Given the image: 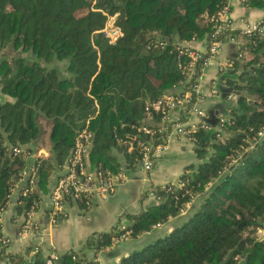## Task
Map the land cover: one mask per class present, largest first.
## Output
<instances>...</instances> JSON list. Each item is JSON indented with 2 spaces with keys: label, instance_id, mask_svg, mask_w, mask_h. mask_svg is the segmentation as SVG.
Masks as SVG:
<instances>
[{
  "label": "trees",
  "instance_id": "1",
  "mask_svg": "<svg viewBox=\"0 0 264 264\" xmlns=\"http://www.w3.org/2000/svg\"><path fill=\"white\" fill-rule=\"evenodd\" d=\"M262 7L264 0H242ZM225 0H0V51L7 45L29 51L0 58V205L25 165L35 169L14 197L16 211L35 209L49 176L70 154L76 133L91 134L87 158L103 179L123 166L140 165V146L148 137L136 128L150 117L153 142H161L159 115L143 111L145 101L162 96L186 80L177 42H189L213 30L203 14L213 15ZM122 35L108 44L100 29L107 16ZM264 24V16L261 20ZM233 39L242 58L221 75L226 102L209 128L191 130L196 163L184 166L174 182L151 185L156 201L124 213L130 237L150 233L185 208L196 206L162 234L154 235L110 264H264V39L255 30L224 28L216 39ZM161 42L163 46L157 43ZM241 44V46L239 45ZM64 62L61 70L50 64ZM201 60L195 61V74ZM192 78L185 83L189 89ZM225 96V97H226ZM224 97V98H225ZM226 99V98H225ZM148 115V116H147ZM223 121L218 122V117ZM219 128V130H218ZM261 135H258V133ZM48 156L27 163L10 148L31 142ZM112 151L121 155V162ZM27 188L21 194L23 188ZM69 205L80 204L66 197ZM262 228L257 236L255 230ZM147 231V232H146ZM120 230L90 234L85 245L95 250L110 244ZM0 248L4 264H45L39 250ZM73 251L56 264H78Z\"/></svg>",
  "mask_w": 264,
  "mask_h": 264
},
{
  "label": "crops",
  "instance_id": "2",
  "mask_svg": "<svg viewBox=\"0 0 264 264\" xmlns=\"http://www.w3.org/2000/svg\"><path fill=\"white\" fill-rule=\"evenodd\" d=\"M228 7L226 17L229 19L232 29L249 31L264 16V2L262 7H250L242 0H230ZM205 42L206 39L203 36L190 40L188 46L204 52ZM238 52L236 42L226 40L220 45L218 54L208 58V62L202 70L203 85L200 105L205 114V121L207 116L218 115L226 102L232 104L234 101V98L226 96L223 90L221 80L223 72L217 69L215 62L233 59ZM0 97L2 100L8 99L4 95ZM195 121V119L192 120V122ZM192 146L191 142L181 137L170 136L166 141L165 150L158 156L150 170L146 171L140 165L131 168L123 166L118 172H122L124 177L117 181L112 179L109 182L113 184L112 190L103 195L94 196L87 206L82 203L81 205L67 204L66 215L55 222H51L48 213V192L59 171L57 169L52 171L46 192L39 194L37 207L29 209L26 213L16 211L14 201V197L24 184V177L20 176L10 189L7 200L3 205H0V236L9 240L6 250L20 251L29 246L30 256L36 250H39L42 256L51 250L58 253L73 251L78 257L83 258L78 264H110L118 261L121 256L126 255L132 249L141 247L152 237L147 238L145 234H139L136 237L116 239L95 251L92 247L85 245L86 238L92 233L110 230L116 222L125 221L124 213L136 212L155 202L157 199L150 191L151 185L174 182L183 171L184 166L198 162ZM29 147L30 152L25 157L27 163L31 162L33 157L38 154L43 157L49 155L48 149L37 147L34 141L29 144ZM112 152L121 162V155L115 151ZM192 208L186 205L182 212L168 217L161 223L162 228L155 231H158L156 235L162 234L161 229L167 231L172 225L179 223L182 213H187ZM0 264H4V262L0 260Z\"/></svg>",
  "mask_w": 264,
  "mask_h": 264
},
{
  "label": "built area",
  "instance_id": "3",
  "mask_svg": "<svg viewBox=\"0 0 264 264\" xmlns=\"http://www.w3.org/2000/svg\"><path fill=\"white\" fill-rule=\"evenodd\" d=\"M228 1L225 0V4L216 11L213 15L207 16L203 14V18L208 19L213 24V30L208 35L205 42V51L200 52L192 49L188 46V42H177L178 53H185L188 60L183 65L186 80L180 83L181 85L175 86L162 96L152 101H145L143 104V111L146 114L150 112L157 113L160 117L158 124V132L164 133L161 138V142H153V131L151 129L150 117L143 118L140 125L136 128L144 136L148 137L143 142H137L140 146V166L142 169L148 171L154 165L158 156L166 148V141L172 135L181 137L188 142L192 141L190 132L192 129L202 126L208 129L210 126L204 120L205 114L201 107L202 102V70L208 62V58L216 56L218 54L221 40L216 39V36L224 29L230 28V21L226 17L229 7ZM114 15L107 16L103 27L100 29L103 37L108 44H113L121 35L120 28L114 23ZM251 30H255L261 39H264V24L261 20L252 27ZM249 30V31H251ZM245 31V32H249ZM228 40H233L228 39ZM159 46H163L161 42L157 43ZM240 52L236 54L233 59L226 61H216L215 65L220 72H225L232 66L233 60L242 58ZM200 59L201 64L195 74V61ZM192 78V83L189 89H185V83L188 79ZM230 95H228L229 97ZM196 120L192 122V120ZM223 121L222 117H218V122ZM219 130V128H218ZM258 135H261L259 132ZM91 134L85 128L79 130L73 140V144L70 150L68 159L61 164V170L56 175L52 185L48 192V213L50 215L51 222H55L57 219L66 215L67 202L66 197H77L82 200V204L87 206L94 196L103 195L109 190H112L113 184L109 183L112 179L114 181L120 180L124 177L122 172H115L110 175L108 179H103L101 171L90 164L87 158V152L90 146ZM29 147V146H27ZM30 148V147H29ZM14 154L22 153L26 157L30 151H25L24 145H15L10 148ZM39 155V154H38ZM21 176L24 180L27 178L29 188L33 186L35 169L29 165H25L21 170ZM27 188H23L20 192L24 194ZM150 191L152 192L151 188ZM160 223H156L155 226H159ZM117 229L120 232L112 237V240L123 239L130 236V229L126 226V222L121 220L117 223ZM147 232V231H146ZM8 238L0 236V248H6L8 244ZM61 253L54 250L49 251L44 256L45 264H56V260ZM76 254H71V258H75Z\"/></svg>",
  "mask_w": 264,
  "mask_h": 264
},
{
  "label": "rangeland",
  "instance_id": "4",
  "mask_svg": "<svg viewBox=\"0 0 264 264\" xmlns=\"http://www.w3.org/2000/svg\"><path fill=\"white\" fill-rule=\"evenodd\" d=\"M3 51H4L3 53H2V51H0V56L3 55V57H9V56H15V55H17V56H22V57H24V58L27 59V60H32V59H34L33 55H32L29 51L24 52V53L20 52L19 50L14 51V50L11 48L10 45H7L6 48H5ZM1 53H2V54H1ZM51 65L55 66L58 70H61V69H62V66L64 65V62H63V61H61V62L53 61V63L50 64V65H48V66H51ZM207 117H208V116H207ZM208 118H209V117H208ZM208 118H207V119H208ZM198 196H199L198 194H197V195H194V196L191 198V200H190L189 202L186 203V205L189 206V208H192V207L196 206V204H197V202H198ZM186 205H185V206H186ZM180 212H182V210H181ZM183 212H184V211H183ZM186 214H187L186 212L182 213V215H181L182 217L180 218V220H182ZM180 220H179V221H180ZM159 228H162V227H161V224H159V226H156L155 228H153V229H152L153 231L151 230L150 233H145V236H147V238H148V237H153V236L156 235V233L158 232V231H157V232H155V231L158 230ZM160 232H161V233H164L165 231H164V230L162 231V229H161ZM262 232H263V229H262V228H257V229L255 230V235L259 236Z\"/></svg>",
  "mask_w": 264,
  "mask_h": 264
},
{
  "label": "water",
  "instance_id": "5",
  "mask_svg": "<svg viewBox=\"0 0 264 264\" xmlns=\"http://www.w3.org/2000/svg\"><path fill=\"white\" fill-rule=\"evenodd\" d=\"M241 46V44H239ZM160 125H157V127H159Z\"/></svg>",
  "mask_w": 264,
  "mask_h": 264
}]
</instances>
